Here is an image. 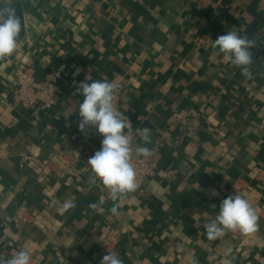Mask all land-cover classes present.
<instances>
[{
    "label": "crops",
    "instance_id": "crops-1",
    "mask_svg": "<svg viewBox=\"0 0 264 264\" xmlns=\"http://www.w3.org/2000/svg\"><path fill=\"white\" fill-rule=\"evenodd\" d=\"M9 7L21 31L0 59V258L26 250L30 264H99L117 250L124 264H264V0H0ZM228 30L257 41L251 78L212 46ZM20 62L37 80L57 75L54 110L13 105ZM86 76L114 84L133 146L151 151L142 193L108 201L87 166L102 137L78 129ZM66 149L75 175L21 167L24 155ZM234 193L255 208L258 233L208 239L205 224ZM105 236H116L109 249Z\"/></svg>",
    "mask_w": 264,
    "mask_h": 264
},
{
    "label": "clouds",
    "instance_id": "clouds-1",
    "mask_svg": "<svg viewBox=\"0 0 264 264\" xmlns=\"http://www.w3.org/2000/svg\"><path fill=\"white\" fill-rule=\"evenodd\" d=\"M20 31L21 21L15 10L10 7L0 10V59L9 57L16 51ZM212 46L239 68L244 76L251 78L249 66L253 63V49L257 47L255 39L235 30H228L217 36ZM114 87L107 80H92L86 76L85 80L76 82L74 95L83 97L78 106L79 131L85 133L94 128L102 137L100 149L87 159V164L108 190L109 198L118 201L137 188V174L132 164L133 153L147 157L151 155V151L147 147L133 146L125 131H131L130 122L113 102ZM137 132L145 143L150 142V129H138ZM213 195L218 193L214 191ZM73 207L74 202L65 203L66 209ZM118 207L115 204L110 212L119 215ZM259 221L260 217L248 199L234 193L220 202L219 213L204 227L207 238L213 240L228 231H239L245 235L258 233L261 227ZM30 260V253L21 250L7 259L0 258V264H30ZM99 264H124V261L118 251L113 250L103 255Z\"/></svg>",
    "mask_w": 264,
    "mask_h": 264
},
{
    "label": "built area",
    "instance_id": "built-area-1",
    "mask_svg": "<svg viewBox=\"0 0 264 264\" xmlns=\"http://www.w3.org/2000/svg\"><path fill=\"white\" fill-rule=\"evenodd\" d=\"M183 67L186 69L189 66L185 63ZM14 78L16 90L12 101L15 107L31 111H36L39 107L52 111L57 107L59 90L57 75L49 74L43 80H37L28 72L23 63L20 62L17 63V67L14 70ZM129 137L130 139L133 138L132 136ZM77 159V155L66 149L48 158L37 155H24L21 158L20 164L21 167H28L31 169L39 179H45L52 174L60 177L66 174L75 175L78 172L75 168ZM132 164L137 174V188L132 192L142 193L141 187L143 183L155 176L152 160L150 156H135L133 153ZM169 175L170 173L167 172L164 174V177L168 178ZM96 179L100 182L98 178ZM103 190L106 199L108 201H113L109 198V192L104 186ZM35 219L39 224L46 225L41 215H38ZM115 240L116 236H105L102 241L104 247L109 249L112 241Z\"/></svg>",
    "mask_w": 264,
    "mask_h": 264
}]
</instances>
